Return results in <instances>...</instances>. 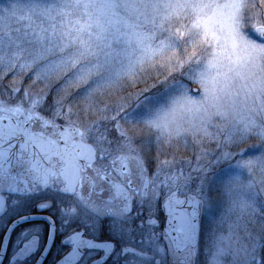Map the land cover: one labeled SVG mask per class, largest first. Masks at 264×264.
Masks as SVG:
<instances>
[{
	"label": "snow or ice",
	"instance_id": "snow-or-ice-1",
	"mask_svg": "<svg viewBox=\"0 0 264 264\" xmlns=\"http://www.w3.org/2000/svg\"><path fill=\"white\" fill-rule=\"evenodd\" d=\"M153 71L160 92L141 100L142 90L124 91ZM186 81L199 85L195 94ZM252 136L256 154L230 150ZM190 144L195 160L178 158ZM261 194L264 0H11L0 8V264H26L37 251L41 264L52 245V264H166L169 255L196 264L205 218L227 224L213 229L207 264L229 256V264H264ZM32 209L50 213L41 217L46 239L30 225L9 252L10 233Z\"/></svg>",
	"mask_w": 264,
	"mask_h": 264
},
{
	"label": "rangeland",
	"instance_id": "rangeland-1",
	"mask_svg": "<svg viewBox=\"0 0 264 264\" xmlns=\"http://www.w3.org/2000/svg\"><path fill=\"white\" fill-rule=\"evenodd\" d=\"M11 3V0H0V8H3L5 6H7L8 4ZM163 71H161L160 75H163ZM181 78L179 74H175L174 76L169 77V80L172 79H179ZM13 79V76L10 74L8 75L5 80L4 83L8 84L11 80ZM28 79H31V77H29ZM28 79L24 80V83L27 84L28 83ZM186 83H188L189 88L192 92V94H195L196 89L199 87L198 84L193 83L191 81H186ZM42 84L37 85V87H41ZM59 87V85L53 83V91H55V89ZM165 87V84L163 82H161L160 80V76H157L156 73L150 72L149 74H145L142 79H140L137 83H135L134 85H131L129 87H126L124 89L125 92H135L137 90H142V95L140 97V99L142 100L144 96H150V95H155L157 92H160L163 88ZM195 88V91L193 90ZM49 99H51V97H49ZM136 105V99L130 98V106L135 107ZM145 137H147V133L145 132ZM137 143H139V141H137ZM210 148H215V144H211V145H207ZM238 148H244L245 152H244V157L246 158L247 156L250 155H254L257 152L260 151V146L258 143V138L255 136L250 137L248 140L244 141V143L239 144L238 146L231 148V151H236ZM171 149H168L167 152L168 154H171ZM198 151V149L194 148L191 144L189 145V148L187 150L182 149L180 152L177 153V157L179 158L180 156H192L193 161L195 160V156L194 153ZM156 154V148L155 145L152 146L151 151L149 153H147L148 156L150 157H155ZM161 158H163V156H161ZM215 157H212V159H214ZM240 157L238 156L237 159H239ZM149 162L152 163V165L155 167L156 161L155 159H150ZM179 166V165H178ZM185 170H187V165H184ZM220 168L224 167V163L222 162L219 165ZM244 178L247 179V174H244ZM242 193V190H240ZM261 199H264V194H261ZM220 209L217 210V215H219ZM213 229L215 230L216 233H219L221 231H227V224H223V225H213L209 222V220L207 218L202 220V240L201 242H211L212 238H213Z\"/></svg>",
	"mask_w": 264,
	"mask_h": 264
},
{
	"label": "flooded vegetation",
	"instance_id": "flooded-vegetation-1",
	"mask_svg": "<svg viewBox=\"0 0 264 264\" xmlns=\"http://www.w3.org/2000/svg\"><path fill=\"white\" fill-rule=\"evenodd\" d=\"M155 169V167L152 165L151 162H149V171H153ZM7 195V194H6ZM11 199L9 198L8 203H11ZM163 199V197L161 198V200ZM137 207L138 206H134L132 211L135 213L137 211ZM147 208L145 209V215L147 214ZM32 212L34 213V216H37L39 218L36 219H30L29 221H27L26 223L20 224L19 226L16 227L15 231H13L12 233H10V242L8 244V251L11 252L12 251V242H14L16 240L17 234L26 227H29L30 225H40L44 228V233L43 236L46 239L47 236V223L46 221H44L41 217H43L44 215H48L50 214L49 212H40L36 209H32ZM5 216H7V214H4ZM142 217H137V219L134 221V223H138L139 220ZM15 219V217H9L7 218V223H11V220ZM157 219L161 220V224L155 228L156 232H162L163 228H164V224L163 221L165 219L163 212H160V214L158 215ZM59 223V222H58ZM71 227H75V225H71ZM7 230L6 225L5 224H0V239H2L3 237V233ZM202 222H201V228H200V237H199V254L198 257L196 259V264H207V254L205 252V248L208 247L209 249H211V242H201L202 240ZM100 239H105L108 238L107 237V233L103 232L101 233ZM140 237L139 235H136V243H134L132 246H139L138 245V241H139ZM57 243H59V238H57ZM52 250L46 254V258L42 260L41 264H52V261L54 259H59V256H56V247L55 245L51 246ZM42 250V248H41ZM119 250V246L118 249ZM40 257V251H37L35 253V255L31 258V260L27 261L26 264H34V261ZM95 258V257H94ZM231 260V257H227L225 258V264H229ZM4 264H8V260L7 257H5L4 259ZM107 264H114L112 259H109L107 261ZM166 264H172V258L171 256H167L166 257Z\"/></svg>",
	"mask_w": 264,
	"mask_h": 264
},
{
	"label": "water",
	"instance_id": "water-1",
	"mask_svg": "<svg viewBox=\"0 0 264 264\" xmlns=\"http://www.w3.org/2000/svg\"><path fill=\"white\" fill-rule=\"evenodd\" d=\"M36 218H39V217H37V216H34V218H32V219H36ZM7 231V230H6Z\"/></svg>",
	"mask_w": 264,
	"mask_h": 264
},
{
	"label": "trees",
	"instance_id": "trees-1",
	"mask_svg": "<svg viewBox=\"0 0 264 264\" xmlns=\"http://www.w3.org/2000/svg\"><path fill=\"white\" fill-rule=\"evenodd\" d=\"M25 80H27V79H25Z\"/></svg>",
	"mask_w": 264,
	"mask_h": 264
}]
</instances>
